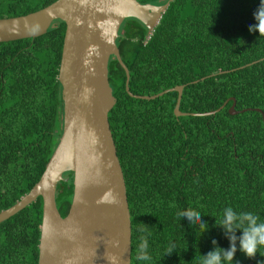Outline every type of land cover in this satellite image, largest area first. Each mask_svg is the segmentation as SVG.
Returning a JSON list of instances; mask_svg holds the SVG:
<instances>
[{"label": "trees", "instance_id": "trees-1", "mask_svg": "<svg viewBox=\"0 0 264 264\" xmlns=\"http://www.w3.org/2000/svg\"><path fill=\"white\" fill-rule=\"evenodd\" d=\"M53 1L0 0V18ZM260 2L171 0L148 39L146 27L134 18L120 25L116 45L131 93L151 96L184 85L181 112L214 111L229 98L238 111L250 108L232 115L229 99L214 114L175 116L176 91L132 97L123 68L109 59L115 104L108 121L126 186L130 264H201L215 247L227 250L230 241L216 224L227 207L264 221V36L249 31ZM64 31L65 23L56 19L38 37L0 42V211L39 180L62 134L57 76ZM65 176L68 181H59L55 192L61 216L73 194V174ZM192 209L202 214L207 229L180 218ZM41 219L38 196L0 222V264H37ZM141 237L148 241L149 261L137 259ZM261 254L264 246L249 258L237 240L232 264H257L264 261Z\"/></svg>", "mask_w": 264, "mask_h": 264}, {"label": "water", "instance_id": "water-1", "mask_svg": "<svg viewBox=\"0 0 264 264\" xmlns=\"http://www.w3.org/2000/svg\"><path fill=\"white\" fill-rule=\"evenodd\" d=\"M170 1L152 4L137 0H55L34 12L0 18V42L38 37L56 19L65 23L57 76L63 97L62 134L39 180L11 207L0 211L2 222L38 196L42 198L37 264L131 263L126 186L108 121L115 104L108 80L111 57L125 72V90L130 96L154 99L176 91L175 116L214 114L229 99L233 100L230 114L250 110H236L234 99L229 98L214 111L181 112L184 85L151 96L129 91V71L116 45L120 25L134 18L146 27L148 36ZM67 172L73 174V194L66 215L61 216L55 192L59 181H68ZM109 257L115 260L110 261Z\"/></svg>", "mask_w": 264, "mask_h": 264}, {"label": "clouds", "instance_id": "clouds-1", "mask_svg": "<svg viewBox=\"0 0 264 264\" xmlns=\"http://www.w3.org/2000/svg\"><path fill=\"white\" fill-rule=\"evenodd\" d=\"M256 24L249 25V31H258L260 36H264V0H261L259 7L253 13ZM152 33V32H151ZM150 34L146 36L148 39ZM201 213L195 209L183 211L179 213L180 218L186 217L191 225L193 222H200L201 228L207 229L206 221L201 219ZM216 224L225 230V234L230 241V247L225 250L219 246L214 250L209 251L201 264H232L235 253L237 252V240L239 241V250L246 254L249 258H254L259 251V248L264 246V221H261L260 216L252 212L237 213L232 207H227L224 210V218ZM207 225V227H205ZM237 229H242L243 234L237 236ZM212 243L216 245V240ZM148 241L145 237H141V243L137 251V259L141 261H149L150 255L147 253ZM173 250H170L171 253ZM264 256V254H261ZM110 261H114L115 257H109ZM236 264H239L237 261ZM257 264H264V261H257Z\"/></svg>", "mask_w": 264, "mask_h": 264}, {"label": "flooded vegetation", "instance_id": "flooded-vegetation-1", "mask_svg": "<svg viewBox=\"0 0 264 264\" xmlns=\"http://www.w3.org/2000/svg\"><path fill=\"white\" fill-rule=\"evenodd\" d=\"M112 58H114V57H112Z\"/></svg>", "mask_w": 264, "mask_h": 264}]
</instances>
